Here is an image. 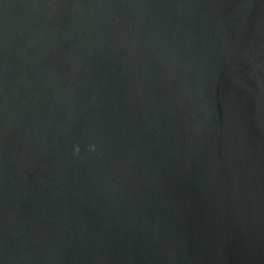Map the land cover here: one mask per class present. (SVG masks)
Segmentation results:
<instances>
[{
    "label": "water",
    "instance_id": "obj_1",
    "mask_svg": "<svg viewBox=\"0 0 264 264\" xmlns=\"http://www.w3.org/2000/svg\"><path fill=\"white\" fill-rule=\"evenodd\" d=\"M0 264H264V0H0Z\"/></svg>",
    "mask_w": 264,
    "mask_h": 264
}]
</instances>
